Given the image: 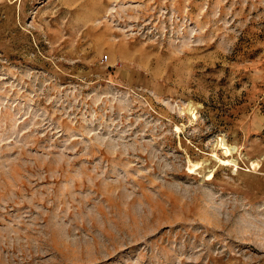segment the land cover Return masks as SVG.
I'll use <instances>...</instances> for the list:
<instances>
[{"label": "rangeland", "instance_id": "obj_1", "mask_svg": "<svg viewBox=\"0 0 264 264\" xmlns=\"http://www.w3.org/2000/svg\"><path fill=\"white\" fill-rule=\"evenodd\" d=\"M0 264H264V0H0Z\"/></svg>", "mask_w": 264, "mask_h": 264}, {"label": "bare ground", "instance_id": "obj_2", "mask_svg": "<svg viewBox=\"0 0 264 264\" xmlns=\"http://www.w3.org/2000/svg\"><path fill=\"white\" fill-rule=\"evenodd\" d=\"M186 112L189 113V116H190L191 119H193V120L196 119V111H195L194 106H190V107L186 110ZM182 129H183V128H182ZM177 130L179 131L180 128H177ZM218 146H220V149L223 151V153H224V155H225L226 157H230V156H232V154H233V148H232L231 146H229V145H228L223 139L219 140V144H218ZM226 162L229 163V164H233L234 166L237 165L235 160H227ZM199 166H200L199 163H198V164H194V168H192V169H196V168H198ZM253 166L255 167V164H253ZM196 170H197V169H196ZM196 170H195V171H196Z\"/></svg>", "mask_w": 264, "mask_h": 264}, {"label": "built area", "instance_id": "obj_3", "mask_svg": "<svg viewBox=\"0 0 264 264\" xmlns=\"http://www.w3.org/2000/svg\"><path fill=\"white\" fill-rule=\"evenodd\" d=\"M108 59V58H107Z\"/></svg>", "mask_w": 264, "mask_h": 264}]
</instances>
